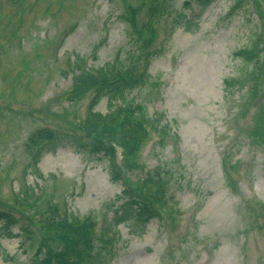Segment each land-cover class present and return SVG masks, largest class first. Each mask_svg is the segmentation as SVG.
<instances>
[{
    "label": "rangeland",
    "instance_id": "1",
    "mask_svg": "<svg viewBox=\"0 0 264 264\" xmlns=\"http://www.w3.org/2000/svg\"><path fill=\"white\" fill-rule=\"evenodd\" d=\"M158 1L155 56L128 97L164 113L168 136L158 146L152 134L125 176L160 167L170 200L158 220L144 224L129 209L113 226L121 186L110 182L106 160H89L67 138L88 103L67 99L68 61L77 54L99 67L124 58L134 35L122 15L140 0H0V209L18 221L0 223V264L39 261L38 214L48 206L91 218L95 238L114 233L110 247L97 238L100 264H264V72L255 69L258 80L245 87L224 85L242 67L235 53L255 36L264 69V0ZM95 110L105 113L106 100ZM39 129L62 135L37 165L45 180L27 168L25 144ZM28 186L40 199L16 207Z\"/></svg>",
    "mask_w": 264,
    "mask_h": 264
},
{
    "label": "trees",
    "instance_id": "2",
    "mask_svg": "<svg viewBox=\"0 0 264 264\" xmlns=\"http://www.w3.org/2000/svg\"><path fill=\"white\" fill-rule=\"evenodd\" d=\"M198 7H206L216 0H193ZM249 0H236L245 4ZM190 6L191 3H186ZM160 1L140 0L128 7L122 19L129 25L134 35V47L124 58L116 55L114 60L102 66L88 64V59L77 54L68 61L71 68V89L67 99L72 103L88 98L86 111L81 120L72 123L67 132L70 142L76 144L80 153L91 161L106 160L109 180L121 186V193L112 202L113 226H117L126 210H134L137 220L144 224L160 219L168 200L167 188L169 174L160 167L147 171L136 180H129L125 173L137 169L134 165L136 156L147 143L152 134L157 135V145L162 144L168 136V123L164 113L151 115L145 106L129 98V93L143 85L148 78V68L155 56L152 50L157 39L156 24L160 14ZM144 15L142 20L140 16ZM74 27L69 32H73ZM100 44L95 45L92 59L97 58ZM262 45L258 37H254L248 46L235 53L241 60V69L237 77L224 80L226 90L237 85L245 87L258 80L255 69L264 72L261 65ZM106 100V112L100 113L95 107ZM261 118V115L258 116ZM82 135V138L79 137ZM60 133L50 129H39L27 140L25 146L30 155V165L36 178L45 180L39 168L41 156L48 153L49 146ZM121 152V162L117 163V151ZM40 193L28 186L26 190L16 193L13 204L19 208H27L29 201L37 202ZM117 202L119 204L117 205ZM38 217L43 240L39 243L37 255H41L36 264H100L102 253L97 250L99 240L110 247L114 241V233L100 235L95 238V223L89 217L84 220L73 218L68 211H58L48 206ZM43 217V219H42ZM0 223L6 227L16 226L18 221L9 211L0 209ZM50 243L59 246L53 249ZM104 249V248H102Z\"/></svg>",
    "mask_w": 264,
    "mask_h": 264
},
{
    "label": "bare ground",
    "instance_id": "3",
    "mask_svg": "<svg viewBox=\"0 0 264 264\" xmlns=\"http://www.w3.org/2000/svg\"><path fill=\"white\" fill-rule=\"evenodd\" d=\"M215 220H216V219H215ZM215 220H214V221H215ZM217 220H218V221H220V219H219V218H218ZM217 220H216V221H217ZM218 221H217V222H218Z\"/></svg>",
    "mask_w": 264,
    "mask_h": 264
}]
</instances>
